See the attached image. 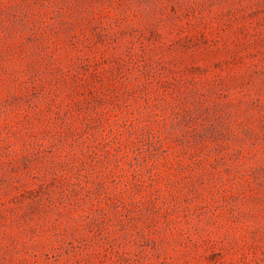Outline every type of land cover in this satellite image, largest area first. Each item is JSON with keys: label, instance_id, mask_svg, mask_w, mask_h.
Returning <instances> with one entry per match:
<instances>
[{"label": "rangeland", "instance_id": "obj_1", "mask_svg": "<svg viewBox=\"0 0 264 264\" xmlns=\"http://www.w3.org/2000/svg\"><path fill=\"white\" fill-rule=\"evenodd\" d=\"M0 264H264V0H0Z\"/></svg>", "mask_w": 264, "mask_h": 264}]
</instances>
